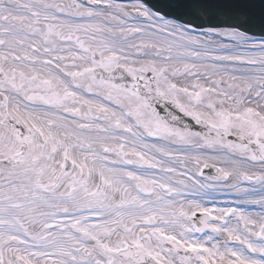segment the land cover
I'll return each mask as SVG.
<instances>
[{
    "label": "snow or ice",
    "instance_id": "1",
    "mask_svg": "<svg viewBox=\"0 0 264 264\" xmlns=\"http://www.w3.org/2000/svg\"><path fill=\"white\" fill-rule=\"evenodd\" d=\"M0 264H264V0H0Z\"/></svg>",
    "mask_w": 264,
    "mask_h": 264
},
{
    "label": "bare ground",
    "instance_id": "2",
    "mask_svg": "<svg viewBox=\"0 0 264 264\" xmlns=\"http://www.w3.org/2000/svg\"><path fill=\"white\" fill-rule=\"evenodd\" d=\"M218 199H223L222 197H218Z\"/></svg>",
    "mask_w": 264,
    "mask_h": 264
}]
</instances>
